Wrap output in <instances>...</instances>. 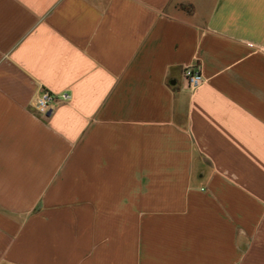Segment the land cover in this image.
I'll return each mask as SVG.
<instances>
[{
    "label": "crops",
    "instance_id": "1",
    "mask_svg": "<svg viewBox=\"0 0 264 264\" xmlns=\"http://www.w3.org/2000/svg\"><path fill=\"white\" fill-rule=\"evenodd\" d=\"M0 264H264V0H0Z\"/></svg>",
    "mask_w": 264,
    "mask_h": 264
},
{
    "label": "built area",
    "instance_id": "2",
    "mask_svg": "<svg viewBox=\"0 0 264 264\" xmlns=\"http://www.w3.org/2000/svg\"><path fill=\"white\" fill-rule=\"evenodd\" d=\"M185 79L188 88L191 91H195L204 83V76L199 66L191 67L185 71ZM71 99L68 93H63L57 96L50 91H43L37 100L36 109L41 115H48L55 109L56 103L61 101H69Z\"/></svg>",
    "mask_w": 264,
    "mask_h": 264
}]
</instances>
